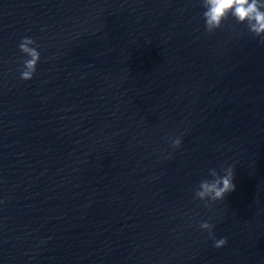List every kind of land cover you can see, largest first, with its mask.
I'll list each match as a JSON object with an SVG mask.
<instances>
[{"label":"water","instance_id":"obj_1","mask_svg":"<svg viewBox=\"0 0 264 264\" xmlns=\"http://www.w3.org/2000/svg\"><path fill=\"white\" fill-rule=\"evenodd\" d=\"M201 13L0 0V264H264V45ZM24 36L41 51L31 80ZM229 164L234 191L193 198Z\"/></svg>","mask_w":264,"mask_h":264},{"label":"clouds","instance_id":"obj_2","mask_svg":"<svg viewBox=\"0 0 264 264\" xmlns=\"http://www.w3.org/2000/svg\"><path fill=\"white\" fill-rule=\"evenodd\" d=\"M202 19L207 32L213 33L220 29L228 20L244 25L248 33L258 38V43L264 45V0H200ZM18 48L23 54L22 65L19 68L21 80H31L37 71L41 60V51L37 41L31 36L21 38ZM182 134L169 138L170 148L178 149L182 145ZM171 156V152L168 154ZM234 166L221 165L219 170L209 168L194 190V199L201 200L207 207L216 201L223 200L226 194L234 191ZM215 225L208 220L201 221L199 228L206 231L213 240L214 247H223L227 240L217 239L213 231Z\"/></svg>","mask_w":264,"mask_h":264}]
</instances>
